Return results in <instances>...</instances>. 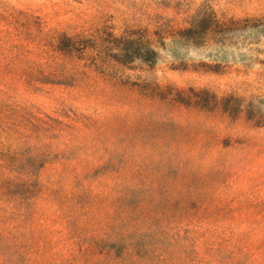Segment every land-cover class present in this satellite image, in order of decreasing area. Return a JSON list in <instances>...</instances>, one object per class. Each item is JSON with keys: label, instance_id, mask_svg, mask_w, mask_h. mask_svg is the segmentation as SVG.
I'll return each instance as SVG.
<instances>
[{"label": "rangeland", "instance_id": "rangeland-1", "mask_svg": "<svg viewBox=\"0 0 264 264\" xmlns=\"http://www.w3.org/2000/svg\"><path fill=\"white\" fill-rule=\"evenodd\" d=\"M0 201V264H264V0H0Z\"/></svg>", "mask_w": 264, "mask_h": 264}, {"label": "trees", "instance_id": "trees-1", "mask_svg": "<svg viewBox=\"0 0 264 264\" xmlns=\"http://www.w3.org/2000/svg\"><path fill=\"white\" fill-rule=\"evenodd\" d=\"M214 28L215 20L213 16L210 13H205L203 15H199L198 18L193 22L191 27L181 30L178 34L182 36L187 35L188 38L190 37L196 45V42L199 43L205 41L212 33ZM121 40H124L125 44L129 46L121 50L124 60L122 61V59H119V61L128 63L129 59H140L151 65L156 64L158 60V52L152 46V44H150V46H147L146 52H143L141 48V42L143 41L142 39H133L126 37L122 38ZM0 202L2 203V201ZM15 210H17V207H15ZM2 240H5V238L3 237V235H0V242H3ZM88 246L89 248L93 246H100L104 250V252H107L111 256H114L112 252H117L114 245L108 243L101 244L98 241H93V243L88 242ZM115 258L117 260L126 261L123 254L116 255Z\"/></svg>", "mask_w": 264, "mask_h": 264}]
</instances>
